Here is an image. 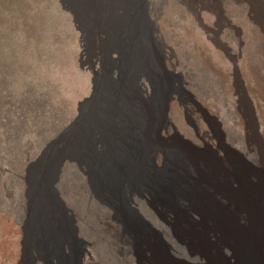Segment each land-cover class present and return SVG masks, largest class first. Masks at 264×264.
<instances>
[{
  "label": "rangeland",
  "instance_id": "374dc122",
  "mask_svg": "<svg viewBox=\"0 0 264 264\" xmlns=\"http://www.w3.org/2000/svg\"><path fill=\"white\" fill-rule=\"evenodd\" d=\"M156 1L162 31L156 25L154 31L170 57L164 60L171 73L169 84L179 88L168 112L171 133H163L166 143L185 145L200 167L204 157L212 158L214 173L229 170L226 164L239 173H264V96L256 86L257 77L264 81V40L255 23L257 11L264 13V0ZM68 9L62 0H0V264H44L39 258L32 261L29 248L37 228H46L44 221L35 223L33 218L47 217L35 206L40 197L34 177L38 172L43 173L41 179L53 174L50 162L55 165V157L71 148L78 132L91 143V171L64 160L53 184L54 209L61 213L69 254L79 252L69 233L76 230L84 241V264H208L192 252L191 240L184 239L185 249H177L165 229L134 204L147 222L146 235L168 252L158 251L153 259L138 235L130 233L134 221L121 201L108 209L93 193V188L101 191L93 164L104 149L94 130L103 114L97 122L90 121V107L97 105L87 104V99L101 87V92L115 91L128 103L138 97L142 110L155 97L145 78L139 90L124 85L122 69H113L112 79L107 77L112 61L103 58L101 27L97 25L99 34L92 40L87 35L93 30L91 22L83 21L87 33H82ZM234 200L243 208L252 204L237 193ZM153 201L165 212L161 199ZM144 202L161 221L160 211L149 200ZM178 230L186 238L180 226ZM124 238H130L134 252L128 251ZM230 262L235 264L232 258Z\"/></svg>",
  "mask_w": 264,
  "mask_h": 264
},
{
  "label": "bare ground",
  "instance_id": "6f19581e",
  "mask_svg": "<svg viewBox=\"0 0 264 264\" xmlns=\"http://www.w3.org/2000/svg\"><path fill=\"white\" fill-rule=\"evenodd\" d=\"M65 3L82 33H87L83 21L91 22L93 30L87 35L92 40L99 34L97 25L101 27L100 31L105 35L101 39L103 58L112 61L107 68V77L112 79L113 69H122L124 85L134 84L139 90L145 87V82H140L145 78L155 97L145 102L142 110L137 105L138 97H131L128 103L124 96L114 95L115 91L101 92V87L98 95L87 99V104L97 105L90 107V121L97 122L98 115L103 114V122L96 123L94 129L102 137L104 148L95 155L93 164L100 175L101 191L93 188L97 199L108 209H114V201H121L134 221L129 226L130 233L138 235L145 249L154 255L153 259L158 251L167 255L168 252L146 235V221L134 204L165 229L177 249H185L184 239L191 240L195 245L192 252L203 256L208 264H229L231 258L235 264H264V173H239L226 163L229 170L214 173V162L210 157L202 159L203 173L185 145L168 144L163 138V133H171V130L167 132L173 125L168 112L172 95L179 88L169 84L171 73L164 60H170V57L154 31L159 21L160 3L156 0H62L63 6ZM203 9L209 10V7L205 5ZM256 18L257 31L264 40V13L257 11ZM157 31L162 30L157 26ZM112 54H117L118 58H112ZM176 78L182 89V79ZM259 79L257 77L256 86L264 96V81ZM147 104L150 109L146 108ZM130 118L133 121L128 122ZM130 130L134 132L129 133ZM93 143H96L95 139ZM90 144L78 132L71 141V148L55 157V165L50 162L52 177L41 179L42 172L34 177L40 197L35 206L47 217H34L33 221H44L47 230L42 224L32 236L29 248L33 262L39 258L44 264H84V241L78 239L76 230L69 233L78 243L79 252L72 257L67 251L69 241L61 224V213L54 209L57 193L53 184L64 160L84 164L91 171L87 154ZM170 145L176 147L169 148ZM235 193L252 204L246 208L237 206ZM154 197L166 205L165 212L154 203ZM148 200L155 211H160L161 221L146 207L144 201ZM115 218L121 223L118 214ZM123 242L130 253L134 252L130 238H124ZM2 249L4 245L0 244ZM149 264L159 263L152 260Z\"/></svg>",
  "mask_w": 264,
  "mask_h": 264
}]
</instances>
